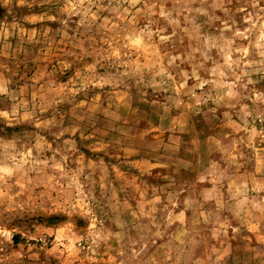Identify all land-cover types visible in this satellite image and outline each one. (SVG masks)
Returning <instances> with one entry per match:
<instances>
[{"label": "rangeland", "instance_id": "374dc122", "mask_svg": "<svg viewBox=\"0 0 264 264\" xmlns=\"http://www.w3.org/2000/svg\"><path fill=\"white\" fill-rule=\"evenodd\" d=\"M0 264H264V0H0Z\"/></svg>", "mask_w": 264, "mask_h": 264}]
</instances>
